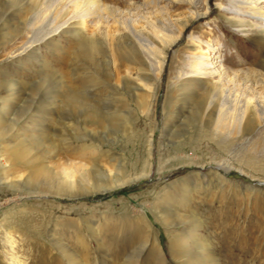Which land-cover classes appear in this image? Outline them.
Segmentation results:
<instances>
[{
	"label": "rangeland",
	"instance_id": "rangeland-1",
	"mask_svg": "<svg viewBox=\"0 0 264 264\" xmlns=\"http://www.w3.org/2000/svg\"><path fill=\"white\" fill-rule=\"evenodd\" d=\"M176 2L101 0L97 14L75 0H0V264H71L61 244L75 264H205L195 243L216 264H264V43L234 0ZM125 21L161 47L159 63ZM84 37L100 47L91 61L75 56ZM206 54L212 73L189 79L191 57ZM211 86L229 93L211 103L224 112L230 98L256 103L249 130L229 112L206 121L207 106L186 120ZM72 90L91 105L67 101ZM108 112L120 119L100 124ZM116 174L126 182L92 188Z\"/></svg>",
	"mask_w": 264,
	"mask_h": 264
},
{
	"label": "bare ground",
	"instance_id": "bare-ground-1",
	"mask_svg": "<svg viewBox=\"0 0 264 264\" xmlns=\"http://www.w3.org/2000/svg\"><path fill=\"white\" fill-rule=\"evenodd\" d=\"M100 1L101 0H75V10L82 11V10L88 9V11H91V12L94 11L97 14H99L100 11H103V10L108 11L109 10L108 7L102 6ZM176 1H177L176 2L177 4H175V5L177 7V5L179 6L178 3H180L181 0H176ZM187 1L189 3L193 2V0H187ZM259 2H262V4L264 5V0H259ZM234 3H235V5H239L240 9L241 10L243 9V11L246 12L247 16L249 18H251V21L249 20L248 25L252 26V27H254V29H256L258 38H257V41H255V42L263 45V43H264V6L263 5L260 6V5H257L255 3H250L247 0H234ZM9 20L10 19L5 20L3 18L0 20V25L3 26L2 30L9 23ZM125 24H126V26L130 27L129 24L127 23V21H125ZM180 24H182V23H180ZM81 25H82V23H81ZM181 26H184V25L182 24ZM77 27H78L77 31H74L75 34L80 33V25L79 26L77 25L76 28ZM179 27H180V25H179ZM130 31L134 34V37L135 36L137 37L136 39L139 43V47H141V50L146 55L147 59H150L151 61L152 60L156 61L155 60V58H156L158 60V62H156V63H159L160 61H159V57L157 58V55H159V53L161 52V49H160L161 47L160 48L157 47L155 40L150 39V38L145 37V36L138 35L135 31H133V28H131V27H130ZM153 31H154V34L156 35V37L163 40L164 46H165V44L167 42V39L165 37H168L167 36L168 34L164 31H161V30L155 28V27H153ZM0 35H1L0 38H2V37H5L6 34L3 33ZM130 51L128 49H126L124 46H121V47L118 46V48L116 50V54L120 57H123V59H128V60L129 59H135L132 61L137 62V64L139 65V69L144 70V67L146 69L145 62H142L141 60H137V59H139V57L137 56L135 51L134 52H132V51L130 52ZM99 52H100V47L98 45V42L93 38H86V37L82 38L81 40H79V43H78L77 47L75 48V56L79 57V58L81 57V58L85 59L86 61H91L93 59L94 55H96ZM207 57H209L208 54H206L204 56L200 55V56H192L191 57L192 71H191V74H189V76H188L189 79L192 77H195L200 72L201 73H204V72L208 73L209 71L211 72L210 66L212 67L214 64H216V62L214 60L212 62H207V59H206ZM212 57L216 58L217 56H212ZM159 66H161V65H159ZM206 69H209V71L206 72L207 71ZM213 70L215 72L216 68H214ZM188 83L190 85H192L191 88L194 86V83H192V81L190 82V80L189 81L185 80L184 82L181 83V88L183 89V91L187 92ZM190 85H189V87H190ZM217 89H218L217 87L211 86L207 90H203V92L198 93L199 95L197 94L198 96L197 95L195 96L196 100H194L195 102L193 103V113H192V115H189L186 118V120L189 123H195L198 120L197 118L200 115L203 116V113H205V111L203 109L207 106L206 109H208V110L206 111L207 113H205L206 114V118H205L206 121L211 122L215 119L214 121L219 124V123L223 122L222 118L226 119L229 117V116L226 117L224 115L226 112H229V114H231L229 117L230 121L232 120L231 124L236 123V125H234V127L236 129L235 131L243 130L242 128L239 129L237 127V125L239 124V121H241L242 119H243V128L249 130L254 124V119H253L254 116H253V111L251 109H254V111L260 110L259 108L258 109L256 108V103H252L250 100V97H248V96L245 97L244 102L239 101L238 98H235L233 100L230 98V100L228 99V101H231L232 103L228 102V107L226 109V112H224L220 109L222 104H220V103L216 104L215 103V105H211V103H213V100L215 99V98H213V96L216 95V97L219 96L221 98V96L224 95L223 90L220 87L218 90ZM70 90H71V88H70ZM77 92H79V90ZM65 94L67 97L66 100L69 101L70 103H73V104L83 103L85 105H91V104H89L88 99L86 101H84L82 98L83 96L81 97L80 94L75 95V92H73V90L72 91H66ZM226 96L230 97L229 93L224 95V97H226ZM224 97H222V98H224ZM219 101H221V99ZM92 103L94 105V102H92ZM237 104H239V107L235 108V105H237ZM216 107H217V109H216ZM230 109H232L233 111L235 109H237V111L235 110V114H233V111H229ZM93 110H95V109H93ZM99 115H101L100 118L98 119L100 124H105V123L113 124L114 122H117V120L120 119V116H121L120 114H115V113H111V112L103 113V114H99ZM220 116L222 118H220ZM98 121L96 120V122H98ZM15 147H17V146H15ZM15 156H17V155H15ZM120 165L121 164H118V166H116L117 169H119V170L121 167ZM67 174L70 176L72 174V171L71 172L67 171ZM25 181H26V183L27 182L29 183L30 179H26ZM125 182H126V179H123L121 176L116 174L110 180H99V179L93 180L92 181V188L94 187L95 189H98L99 191L104 192V191H109L110 189L116 188V187L120 186L121 184H124ZM12 183H13V185H17V184H20V181L14 180V181H12ZM73 183H74L73 181H71V182L68 181V185H69L68 188H71ZM190 235L191 234H187V236H186L189 239L188 242H190V239H191ZM199 242L201 243V239L198 241V243ZM59 247H61V249L63 250L65 255L68 257V259L71 260V264H75V259H76L75 256L62 244L59 245ZM207 248H209V244H203L202 248H199V245H197L195 243V251L197 252L198 256L202 258V260L205 262V264H216L215 262H213L214 259L211 257L210 251H206Z\"/></svg>",
	"mask_w": 264,
	"mask_h": 264
}]
</instances>
